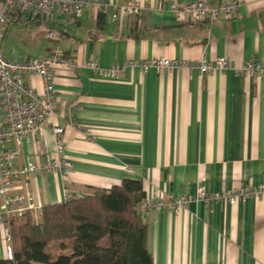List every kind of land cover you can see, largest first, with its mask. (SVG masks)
I'll use <instances>...</instances> for the list:
<instances>
[{
  "label": "crops",
  "instance_id": "0c3cea01",
  "mask_svg": "<svg viewBox=\"0 0 264 264\" xmlns=\"http://www.w3.org/2000/svg\"><path fill=\"white\" fill-rule=\"evenodd\" d=\"M114 24L109 16L83 10L74 23L58 14L28 22L17 16L3 41L4 56L16 62L60 47L70 69H56L51 125L64 129L65 174L34 176L29 189L41 205L63 203L67 193L108 190L124 179L139 180L146 197L195 196L198 173L221 192L264 184V76L233 71L200 77L192 66L226 58L239 66L264 62V0H243L237 14L208 26L188 25L159 0ZM186 5L195 0H173ZM213 3L221 0H211ZM53 31L55 41L45 38ZM166 59L174 69L143 71L131 62ZM118 67L116 78L88 67ZM25 82L42 90L38 77ZM51 125L17 147V165L55 157ZM147 248L154 264H264V197L236 205L191 202L178 214L149 211ZM0 225V259L7 243Z\"/></svg>",
  "mask_w": 264,
  "mask_h": 264
},
{
  "label": "built area",
  "instance_id": "2783aa9c",
  "mask_svg": "<svg viewBox=\"0 0 264 264\" xmlns=\"http://www.w3.org/2000/svg\"><path fill=\"white\" fill-rule=\"evenodd\" d=\"M243 0H195L186 5H178L173 0H159L158 10L167 9L178 21L188 25L212 26L220 18L232 19ZM147 7L140 0H0V225L4 227L7 243L3 258L13 259L10 245L9 225L12 219H19L28 214L41 215L43 205L38 204L29 189L34 176L46 174H65L70 168L63 157L64 129L51 125L53 108L56 102V91L53 85L56 69H70L71 63L60 47H55L48 55L22 62L11 61L4 56L2 41L14 15L24 16L34 23L55 14L63 16L69 24L75 22L83 10H90L97 15L109 16L114 24L122 19L138 17ZM45 38L55 41L53 31H48ZM89 69L98 77L116 78L118 67L102 70L94 61L88 62ZM143 71L155 68L159 71L186 66L185 63L166 59H151L143 62H131ZM200 77L213 72L233 71L240 76H264V62L248 61L239 66L233 65L226 58L212 61L202 59L192 68ZM26 76H35L42 82V90L37 91L25 82ZM51 125L55 141V157L42 163L25 162L16 164L20 155L17 147L8 148V143L20 145L31 137H40L44 127ZM208 177L205 173L197 175L195 196L145 197L138 206L140 213L149 211H168L179 213L191 202H201L208 207L214 204L236 205L249 198L264 197V184L259 187H241L221 192H212L207 187ZM67 193L65 201L70 198Z\"/></svg>",
  "mask_w": 264,
  "mask_h": 264
},
{
  "label": "trees",
  "instance_id": "16d2710c",
  "mask_svg": "<svg viewBox=\"0 0 264 264\" xmlns=\"http://www.w3.org/2000/svg\"><path fill=\"white\" fill-rule=\"evenodd\" d=\"M97 22L101 26L104 15ZM145 197L141 181L124 179L108 190L89 189L63 203L44 205L40 216L12 219L13 259H0V264H154L147 224L138 210Z\"/></svg>",
  "mask_w": 264,
  "mask_h": 264
},
{
  "label": "rangeland",
  "instance_id": "374dc122",
  "mask_svg": "<svg viewBox=\"0 0 264 264\" xmlns=\"http://www.w3.org/2000/svg\"><path fill=\"white\" fill-rule=\"evenodd\" d=\"M50 250H51L54 254L57 253V251H56V247L54 246V244H51V245H50ZM70 253H71V249H70V248H69V249H66L65 254H70Z\"/></svg>",
  "mask_w": 264,
  "mask_h": 264
}]
</instances>
